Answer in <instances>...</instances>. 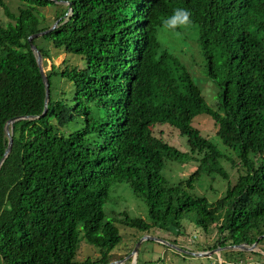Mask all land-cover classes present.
Wrapping results in <instances>:
<instances>
[{
    "label": "trees",
    "instance_id": "obj_1",
    "mask_svg": "<svg viewBox=\"0 0 264 264\" xmlns=\"http://www.w3.org/2000/svg\"><path fill=\"white\" fill-rule=\"evenodd\" d=\"M0 0V160L5 125L15 117L41 116L45 106L35 55L64 53L81 66L52 65L46 113L12 124L11 149L0 165V264H108L121 242L103 206L115 184L144 201L145 219L121 214L135 243L150 230L183 217L217 239L207 250L257 242L264 245V0ZM54 9L48 25L42 9ZM193 14L208 78L220 92L215 108L167 50L158 30L174 9ZM210 120L215 140L194 126ZM168 126L186 138L187 152L154 134ZM236 152L238 163L220 150ZM237 163L234 183L221 166ZM169 163L197 164L170 183ZM227 181L224 195L209 202L193 194L202 176ZM80 228L98 258L74 260ZM135 236V235H134ZM133 249L130 250V252ZM206 251V250H204ZM264 252V250H263ZM129 264V261L124 262Z\"/></svg>",
    "mask_w": 264,
    "mask_h": 264
},
{
    "label": "rangeland",
    "instance_id": "obj_2",
    "mask_svg": "<svg viewBox=\"0 0 264 264\" xmlns=\"http://www.w3.org/2000/svg\"><path fill=\"white\" fill-rule=\"evenodd\" d=\"M4 1L7 3L10 11L15 12L18 6L17 3L13 0ZM40 12L43 14L48 25L54 24L53 8L47 7ZM0 20L3 23L8 21L1 8ZM177 31H179V35L175 32L160 28L158 30V41L160 46L162 49L170 52L178 60L180 65L189 74L192 83L200 90L206 103L215 108L220 89L216 82L210 80L207 76L208 65L201 54L197 28L190 25ZM52 52L50 51L51 60H45V66L43 68L44 73L50 70L52 65L60 66L64 60H68V63L81 66L80 59L74 56H69L64 53H58L56 56H53ZM194 126L200 130L203 137L215 140V128L210 120L199 118L194 122ZM154 134L164 138L165 142H168L182 152H187L189 150L186 145V138L180 137L178 132L166 125L155 127ZM220 150L224 152L230 160H236L238 163L235 151L225 150L222 147H220ZM237 163H231L226 160L220 163L228 174L230 183H234L237 177L236 171L239 167ZM196 166L197 164L195 163L184 165L169 163L163 171V174L170 183H177L187 178L196 169ZM226 187L227 181L223 180L221 177L202 175L195 183L193 194L198 197H204L209 202H214L224 195ZM103 211L105 213V219L113 221L121 236V242L110 254L111 259L115 261L125 260V258L131 254L132 251L130 252V250L136 246L137 242L142 237L148 236L163 240L186 253L179 252L177 249L157 241L145 240L138 247L134 258L135 261L130 258L127 260L129 264H264V245L262 246L263 248H258L256 246L252 252L224 250L220 249L221 247H217L214 250H219V252L217 251L211 256L196 257L190 255L191 253L213 251H208L206 246L211 245L219 238L215 230H213L210 235L206 236L204 231L196 225L193 213H188L183 217L182 225L184 229H182L180 236L177 237L166 231L150 230L148 233L142 235L135 243L136 237H139V235H136L132 229L120 225L119 220L122 218V213H126L130 217L145 219L147 216V207L144 201L136 197L126 184H115L112 186L109 198L103 206ZM82 235L83 232L80 228V240L74 260L80 263L84 262L85 259L93 261L95 258H98L99 250L87 244L82 238Z\"/></svg>",
    "mask_w": 264,
    "mask_h": 264
},
{
    "label": "water",
    "instance_id": "obj_3",
    "mask_svg": "<svg viewBox=\"0 0 264 264\" xmlns=\"http://www.w3.org/2000/svg\"><path fill=\"white\" fill-rule=\"evenodd\" d=\"M54 26H56V24H54L53 26H51V28L47 31H44V32H40V33H37L31 37L28 38V42H29V45H30V49L32 51V53L35 55V58H36V64L38 66V70H39V74H40V77H41V81L43 82V86L45 88V106H44V110H43V113L42 115H44L46 113V104H47V100H48V86H47V78L44 74V71H43V68H42V58H41V55L40 53L37 51V49L30 43V41L32 39H35L37 37H40V36H43L49 32H51L52 30H54ZM41 115V116H42ZM41 116H38V117H15V118H12L10 120L7 121L6 125H5V136L8 138V143H7V148L4 152V155L2 157V159L0 160V165L2 164L3 160L5 159V157L8 155L10 149H11V144L12 143V138H11V132H12V124L16 121H19V120H35V119H38L40 118ZM168 231L171 232L172 234H174L175 236L177 235V230L174 226L170 225L167 227ZM145 240H152V241H157L159 243H162V244H165V245H169L170 247L174 248V249H177L175 246L173 245H170L168 243H166L165 241L163 240H160V239H157V238H153V237H148V236H144L142 237L136 244V246L133 248L131 254L125 258V260H120V261H114L112 263H108V264H123L125 261L132 259L133 261H135V255L137 253V250H138V247L139 245L145 241ZM257 246V242H255L254 244H252L251 246H248L246 244H242V245H234V246H226V247H223V248H220V249H224V250H237V251H240V252H252L253 249ZM179 252H182V253H186L184 251H181L179 249H177ZM219 252V250H213V251H209V252H203V253H191L190 255L192 256H196V257H200V256H211L212 254H214L215 252Z\"/></svg>",
    "mask_w": 264,
    "mask_h": 264
},
{
    "label": "clouds",
    "instance_id": "obj_4",
    "mask_svg": "<svg viewBox=\"0 0 264 264\" xmlns=\"http://www.w3.org/2000/svg\"><path fill=\"white\" fill-rule=\"evenodd\" d=\"M192 12L186 8H176L172 14L162 22V28L179 35V29L186 28L193 23Z\"/></svg>",
    "mask_w": 264,
    "mask_h": 264
},
{
    "label": "crops",
    "instance_id": "obj_5",
    "mask_svg": "<svg viewBox=\"0 0 264 264\" xmlns=\"http://www.w3.org/2000/svg\"><path fill=\"white\" fill-rule=\"evenodd\" d=\"M124 264V263H123Z\"/></svg>",
    "mask_w": 264,
    "mask_h": 264
}]
</instances>
